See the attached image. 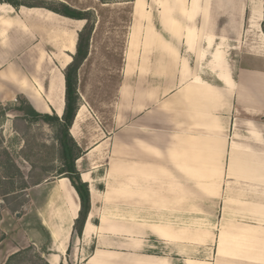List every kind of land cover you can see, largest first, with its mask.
Listing matches in <instances>:
<instances>
[{"label":"crops","instance_id":"obj_1","mask_svg":"<svg viewBox=\"0 0 264 264\" xmlns=\"http://www.w3.org/2000/svg\"><path fill=\"white\" fill-rule=\"evenodd\" d=\"M263 12L264 0H132L120 54L95 53L94 28L69 130L90 193L75 264H264V50L246 40ZM66 45L0 69V105L23 95L60 118ZM25 190L22 213L0 195V264L28 247L67 264L78 195L63 177Z\"/></svg>","mask_w":264,"mask_h":264},{"label":"rangeland","instance_id":"obj_2","mask_svg":"<svg viewBox=\"0 0 264 264\" xmlns=\"http://www.w3.org/2000/svg\"><path fill=\"white\" fill-rule=\"evenodd\" d=\"M49 5L58 6L65 4L73 9L88 11L93 22V45L95 53L120 54L122 42L125 37L126 26L129 22V14L132 0H43ZM85 22L63 18L57 14L43 9H14L8 5L0 6V69H18V65L28 67V62H38L43 54L69 55L66 40L70 38L77 41V34L82 30ZM246 40L255 50H264V12L255 23L248 22ZM106 45V46H103ZM75 54V49H73ZM51 55V54H50ZM45 73V71H43ZM5 76V75H4ZM92 85L95 83L91 81ZM96 83L98 79H96ZM78 88V87H77ZM14 105H0V177L2 176V164L6 160L4 151L17 166L20 176L31 185L36 179L55 180L59 178L56 170L60 167L58 162L44 163L51 156L49 149L55 142V127L46 125H33L25 132V125L14 121L10 109ZM15 128L22 133H17ZM27 145H24V140ZM46 147L43 148V147ZM24 156H29L31 161H26ZM51 168V169H49ZM20 178L13 180L14 187L21 186ZM6 183V182H4ZM10 183V182H9ZM0 183V189L5 191L11 188V184ZM26 190L21 193L19 199L11 201L10 206L24 205L19 213L24 212L27 204ZM4 203V202H3ZM5 206V204H4ZM74 243L70 249V262L75 264L74 257L77 237L74 234ZM22 255L13 262L17 264H44L39 254L28 247L19 251Z\"/></svg>","mask_w":264,"mask_h":264},{"label":"trees","instance_id":"obj_3","mask_svg":"<svg viewBox=\"0 0 264 264\" xmlns=\"http://www.w3.org/2000/svg\"><path fill=\"white\" fill-rule=\"evenodd\" d=\"M2 4L8 5L14 9L22 7L28 9H43L66 19L85 22L82 30L77 34L75 54L72 56V61L63 71L65 92L64 111L62 116L59 118L54 113L49 115L35 111L23 95H18L16 97V105L10 109L14 116V121H19L25 125V132L30 130L33 125L42 124L48 127H55L54 137L56 144H52L49 148L51 150V156L44 163L48 164L54 163L55 161L58 162L60 167L55 171L57 176L59 178H67L78 195L80 209L78 217L75 219L73 224V232L77 238H81L84 224L90 212V193L88 185L81 180L80 174L75 168V162L81 156V151L72 139L69 130L74 121L78 109V103L80 101L77 93V73L80 66L88 56L90 39L94 30L93 22L89 17L88 11L76 10L65 4L53 6L47 4L43 0H0V5ZM15 130L17 133L24 136L25 133L20 132L16 128ZM23 142L26 146L27 140H24ZM43 148L46 149L45 146ZM3 153L6 156V160L1 162L2 176L0 177V183L8 184L10 182L9 184L12 186L5 191L0 189V195L2 201L11 212H20L19 209L22 205L19 204L12 207L10 206V202L17 200L22 191L27 188V184L20 176V172L12 159L5 151ZM24 158L26 161H31L29 156H24ZM16 178H20L19 181L22 184L17 188L14 187L13 182ZM44 180L45 179L38 177L31 185L41 184ZM21 255L22 254L20 252L12 255L6 264H13V262H15V260Z\"/></svg>","mask_w":264,"mask_h":264},{"label":"bare ground","instance_id":"obj_4","mask_svg":"<svg viewBox=\"0 0 264 264\" xmlns=\"http://www.w3.org/2000/svg\"><path fill=\"white\" fill-rule=\"evenodd\" d=\"M1 6V5H0Z\"/></svg>","mask_w":264,"mask_h":264}]
</instances>
